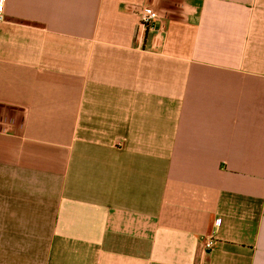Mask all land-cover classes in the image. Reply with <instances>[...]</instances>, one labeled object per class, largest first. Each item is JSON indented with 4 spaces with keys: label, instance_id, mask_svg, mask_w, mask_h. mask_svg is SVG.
<instances>
[{
    "label": "crops",
    "instance_id": "1",
    "mask_svg": "<svg viewBox=\"0 0 264 264\" xmlns=\"http://www.w3.org/2000/svg\"><path fill=\"white\" fill-rule=\"evenodd\" d=\"M3 5L0 264H264V0Z\"/></svg>",
    "mask_w": 264,
    "mask_h": 264
},
{
    "label": "built area",
    "instance_id": "2",
    "mask_svg": "<svg viewBox=\"0 0 264 264\" xmlns=\"http://www.w3.org/2000/svg\"><path fill=\"white\" fill-rule=\"evenodd\" d=\"M3 2L4 0H0V23L4 20L3 15ZM140 22L145 27H153L154 23L157 21V14L149 7H143L139 14ZM213 242L209 240L205 243V248L211 249Z\"/></svg>",
    "mask_w": 264,
    "mask_h": 264
}]
</instances>
